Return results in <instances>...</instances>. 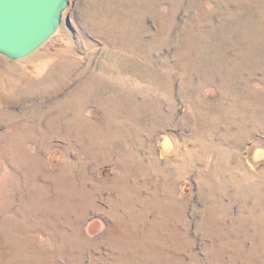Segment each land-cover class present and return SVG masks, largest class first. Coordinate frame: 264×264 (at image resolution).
I'll list each match as a JSON object with an SVG mask.
<instances>
[{
	"label": "rangeland",
	"instance_id": "obj_1",
	"mask_svg": "<svg viewBox=\"0 0 264 264\" xmlns=\"http://www.w3.org/2000/svg\"><path fill=\"white\" fill-rule=\"evenodd\" d=\"M257 149L264 0H69L0 54V264H264Z\"/></svg>",
	"mask_w": 264,
	"mask_h": 264
},
{
	"label": "water",
	"instance_id": "obj_2",
	"mask_svg": "<svg viewBox=\"0 0 264 264\" xmlns=\"http://www.w3.org/2000/svg\"><path fill=\"white\" fill-rule=\"evenodd\" d=\"M69 0H0V54L24 59L60 26Z\"/></svg>",
	"mask_w": 264,
	"mask_h": 264
},
{
	"label": "bare ground",
	"instance_id": "obj_3",
	"mask_svg": "<svg viewBox=\"0 0 264 264\" xmlns=\"http://www.w3.org/2000/svg\"><path fill=\"white\" fill-rule=\"evenodd\" d=\"M48 112V111H47ZM44 118V117H43ZM112 143V142H111ZM107 144V143H106ZM172 144H171V141H168V140H166V142H164L163 143V149L165 150H167V148L168 147H170ZM104 147V146H103ZM112 150V149H111ZM264 150V149H263ZM262 149H257V151H255V158H257V159H260L261 158V156H263L264 155V151H263ZM171 151V150H170ZM74 156V155H73ZM253 156H254V154H253ZM256 159V160H257ZM62 195V194H61ZM98 196V195H97Z\"/></svg>",
	"mask_w": 264,
	"mask_h": 264
}]
</instances>
